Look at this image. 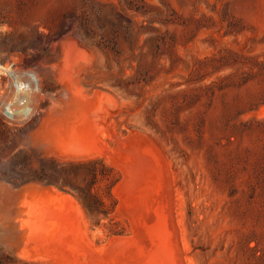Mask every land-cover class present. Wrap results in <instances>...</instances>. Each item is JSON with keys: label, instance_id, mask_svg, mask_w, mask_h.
Instances as JSON below:
<instances>
[{"label": "rangeland", "instance_id": "rangeland-1", "mask_svg": "<svg viewBox=\"0 0 264 264\" xmlns=\"http://www.w3.org/2000/svg\"><path fill=\"white\" fill-rule=\"evenodd\" d=\"M153 260L264 264V0H0V264Z\"/></svg>", "mask_w": 264, "mask_h": 264}, {"label": "trees", "instance_id": "trees-1", "mask_svg": "<svg viewBox=\"0 0 264 264\" xmlns=\"http://www.w3.org/2000/svg\"><path fill=\"white\" fill-rule=\"evenodd\" d=\"M91 175L95 178L96 177V172L94 170L91 171ZM83 207L85 208L86 211H90V203L88 202V198H93L96 202L99 201L98 195L95 193H92L90 189L84 190L83 194L78 195Z\"/></svg>", "mask_w": 264, "mask_h": 264}, {"label": "bare ground", "instance_id": "bare-ground-1", "mask_svg": "<svg viewBox=\"0 0 264 264\" xmlns=\"http://www.w3.org/2000/svg\"><path fill=\"white\" fill-rule=\"evenodd\" d=\"M135 140V139H134ZM139 147H140V145H139ZM138 148V147H137ZM140 150V149H139ZM128 158V157H127ZM132 162V161H131ZM141 163V162H140ZM143 164V163H142ZM138 165V164H137ZM144 168V167H143ZM150 168V167H149ZM131 169V168H130ZM131 174V173H130ZM131 179V178H130ZM142 179V178H141ZM140 180V179H139ZM144 182H145V180H144ZM148 182V181H147ZM128 183V182H127ZM141 183V182H140ZM121 184V183H120ZM143 185V184H142ZM127 186V185H126ZM122 187V186H121ZM162 188V187H161ZM130 189V188H129ZM121 192V191H120ZM127 193V192H126ZM130 194V193H129ZM137 205V204H136ZM142 206V205H141ZM140 206V207H141ZM122 208V207H121ZM153 211V210H152ZM139 212V211H138ZM135 213V212H134ZM136 214V213H135ZM155 217H157V216H155ZM153 218H154V216H153ZM133 220V219H132ZM138 221V220H137ZM154 221H155V219H154ZM143 223V222H142ZM150 223V222H149ZM145 224H147V223H145ZM144 225V224H143ZM148 225V224H147ZM152 225V224H151ZM142 228V227H141ZM152 228V227H151ZM147 230V229H146ZM147 231H152L151 229L150 230H147ZM148 233H150V232H148ZM154 233V232H153ZM147 235H149V234H147ZM152 235V234H151ZM164 235V234H163ZM142 236H144V235H142ZM141 236V237H142ZM161 237V236H160ZM151 238V237H150ZM155 238H156V236H155ZM154 239V238H153ZM150 241V240H149ZM168 242V241H167ZM130 244V243H129ZM133 244V243H132ZM131 244V245H132ZM138 244V243H137ZM136 243H135V245H137ZM150 244H152V241H151V243ZM163 244V243H162ZM130 245V246H131ZM171 246V245H170ZM127 247H128V245H127ZM133 247H134V245H133ZM136 247V246H135ZM153 247V246H152ZM126 248V247H125ZM131 248V247H130ZM129 248V249H130ZM156 248V247H155ZM116 249V248H115ZM126 249H128V248H126ZM159 249H160V247H159ZM125 250V249H124ZM131 250V249H130ZM130 250H127V251H130ZM136 250V249H135ZM144 249H142V251H143ZM126 251V250H125ZM116 252V251H115ZM126 253V252H125ZM129 253V252H128ZM143 253V252H142ZM117 254V253H116ZM126 255V254H125ZM108 256H109V254H108ZM117 257V256H116ZM110 258V257H109ZM118 258V257H117ZM162 258V257H161ZM163 262V261H162ZM148 264H159L158 262L157 263H155V261L153 260V262L151 261V263L149 262Z\"/></svg>", "mask_w": 264, "mask_h": 264}]
</instances>
